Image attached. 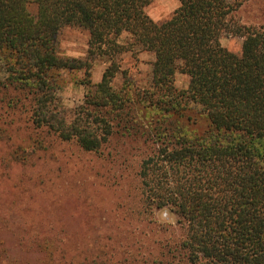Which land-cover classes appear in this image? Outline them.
I'll return each mask as SVG.
<instances>
[{
	"label": "trees",
	"instance_id": "16d2710c",
	"mask_svg": "<svg viewBox=\"0 0 264 264\" xmlns=\"http://www.w3.org/2000/svg\"><path fill=\"white\" fill-rule=\"evenodd\" d=\"M155 1L0 0L6 158L46 166L53 156L43 152L57 140L98 151L114 132L140 136L155 146L138 169L141 204L168 209L185 230L165 264H264V29L233 19L251 0H177L162 20L147 12ZM65 26L88 31L86 59L58 51ZM224 35L242 39L239 54L222 45ZM135 48L153 61L150 86L134 98L113 80L116 57ZM98 56L111 63L93 84ZM80 70L90 88L70 115L57 89L63 72ZM177 72L188 77L185 88L176 87ZM46 246L22 248L45 251L40 264L89 258L78 252L73 263L68 247Z\"/></svg>",
	"mask_w": 264,
	"mask_h": 264
},
{
	"label": "rangeland",
	"instance_id": "374dc122",
	"mask_svg": "<svg viewBox=\"0 0 264 264\" xmlns=\"http://www.w3.org/2000/svg\"><path fill=\"white\" fill-rule=\"evenodd\" d=\"M177 4V0H156L147 12L162 20ZM29 8L35 10L34 5ZM233 19L264 29V0L246 2ZM88 39L87 30L65 26L56 35L57 49L64 56L86 59ZM221 43L234 53L241 52L240 37L224 35ZM152 61L151 52L138 48L119 54L115 86L130 90L135 98V91L150 86ZM109 63L108 56L92 60L91 83L100 80ZM83 80V70L61 74L57 95L70 115L78 111L90 88ZM187 84L188 77L177 72L176 87ZM13 117L19 121L17 114ZM154 147L140 136L121 132H114L98 151L57 140L43 152L52 154L51 163L33 161L23 166L18 161L9 163L6 156L11 148L1 141L0 264L45 263V251L22 247H47L48 243L68 247L71 262L81 252V258L89 257L86 264H93V257L107 264H165L171 259L169 251L176 253L174 246L182 241L185 230L168 209L150 213L141 204L138 169Z\"/></svg>",
	"mask_w": 264,
	"mask_h": 264
},
{
	"label": "crops",
	"instance_id": "0c3cea01",
	"mask_svg": "<svg viewBox=\"0 0 264 264\" xmlns=\"http://www.w3.org/2000/svg\"><path fill=\"white\" fill-rule=\"evenodd\" d=\"M152 17V16H151ZM153 18V17H152ZM155 19V18H154Z\"/></svg>",
	"mask_w": 264,
	"mask_h": 264
}]
</instances>
